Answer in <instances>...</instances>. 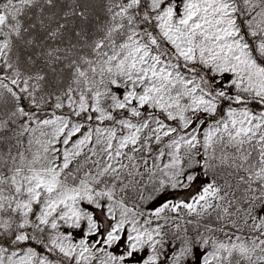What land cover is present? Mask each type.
Masks as SVG:
<instances>
[{
  "label": "snow or ice",
  "instance_id": "1",
  "mask_svg": "<svg viewBox=\"0 0 264 264\" xmlns=\"http://www.w3.org/2000/svg\"><path fill=\"white\" fill-rule=\"evenodd\" d=\"M0 264H264V0H0Z\"/></svg>",
  "mask_w": 264,
  "mask_h": 264
}]
</instances>
